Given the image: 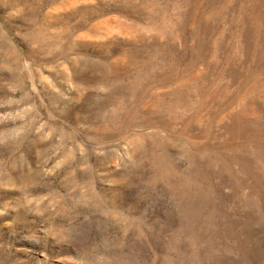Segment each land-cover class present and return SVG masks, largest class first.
Returning <instances> with one entry per match:
<instances>
[{
    "label": "rangeland",
    "instance_id": "1",
    "mask_svg": "<svg viewBox=\"0 0 264 264\" xmlns=\"http://www.w3.org/2000/svg\"><path fill=\"white\" fill-rule=\"evenodd\" d=\"M0 264H264V0H0Z\"/></svg>",
    "mask_w": 264,
    "mask_h": 264
}]
</instances>
